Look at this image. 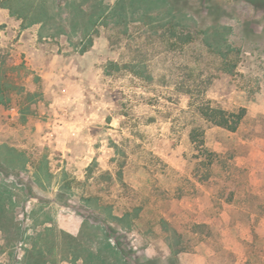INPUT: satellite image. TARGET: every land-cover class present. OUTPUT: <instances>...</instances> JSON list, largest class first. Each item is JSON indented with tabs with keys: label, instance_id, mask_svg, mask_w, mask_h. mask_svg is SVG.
Returning a JSON list of instances; mask_svg holds the SVG:
<instances>
[{
	"label": "rangeland",
	"instance_id": "obj_1",
	"mask_svg": "<svg viewBox=\"0 0 264 264\" xmlns=\"http://www.w3.org/2000/svg\"><path fill=\"white\" fill-rule=\"evenodd\" d=\"M171 1L187 17L129 15L88 36L0 7V264L35 248L43 264H264V9ZM170 21L195 26L197 43L171 47L145 25ZM207 30L233 47L232 75ZM203 100L247 117L235 133L209 127L216 161L200 182L187 135ZM127 210L132 227L111 220Z\"/></svg>",
	"mask_w": 264,
	"mask_h": 264
},
{
	"label": "trees",
	"instance_id": "obj_2",
	"mask_svg": "<svg viewBox=\"0 0 264 264\" xmlns=\"http://www.w3.org/2000/svg\"><path fill=\"white\" fill-rule=\"evenodd\" d=\"M92 0H81L82 4H88ZM91 7L85 8L84 5L66 3L61 4L60 0H0V7L9 9L12 16H15L22 20L24 25L32 26L41 24L43 26H52L58 28L60 31L66 32V27L72 28V31L77 30L82 32L84 36H88L92 29H94L99 23H106V26L115 28L126 21V17L129 15L137 16L151 20H157L160 15L169 13L176 19H181L182 16L187 17L186 13L178 8V4L171 0H117L113 7L104 4L103 0H93ZM239 1V0H238ZM253 5L256 9H264V0H245ZM151 2L156 6L158 14L151 15L150 11ZM164 7V8H163ZM144 13H140L139 10L144 9ZM163 9V11H162ZM216 10L215 8L212 11ZM69 24V25H68ZM148 29L154 31L155 34L160 37H166L167 44L174 45V48L178 47H190L197 43L199 30L193 25L182 24L170 21L167 24L154 25L152 22L145 23ZM1 29V27H0ZM205 34V44L211 50V52L217 53L221 56L219 71L232 75L234 73L231 52L233 47L229 46L221 38L211 36L210 30L202 31ZM174 40V44H172ZM142 75V73H137ZM190 107L194 109V114L198 118L197 125L192 127L187 135L189 142L191 157L188 159L189 163L195 162V170H197L196 178L200 182L209 181L214 171V162L216 161V155L212 152L206 144V135L209 127H217L227 130L229 132H237L244 120L247 117V109L240 108L237 111H229L219 106H214L211 101L203 100L201 103H191ZM202 173V175H201ZM97 200V198H94ZM110 211L113 207H109ZM139 215L141 209L135 207L133 210ZM133 213L127 210L123 217L110 213V218L116 223L121 225H127L132 227L134 225L132 221ZM136 215V216H137ZM163 224H169L167 219H161ZM197 228L208 227L207 224L195 225ZM203 234V232H202ZM174 238L179 245L182 235L178 231H174ZM201 238V237H200ZM201 240H205L201 238ZM122 253V250L119 249ZM185 249H176V253L183 252ZM31 259L28 264H43L44 254L40 249L33 250L31 252Z\"/></svg>",
	"mask_w": 264,
	"mask_h": 264
}]
</instances>
